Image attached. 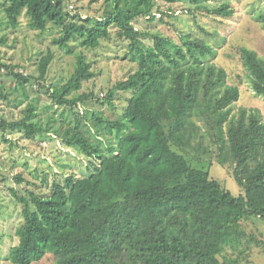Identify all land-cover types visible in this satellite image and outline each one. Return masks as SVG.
Segmentation results:
<instances>
[{
  "label": "trees",
  "instance_id": "1",
  "mask_svg": "<svg viewBox=\"0 0 264 264\" xmlns=\"http://www.w3.org/2000/svg\"><path fill=\"white\" fill-rule=\"evenodd\" d=\"M70 1L0 0V6L13 27L24 12L35 29L43 31L49 22L60 26L54 42L61 46L79 35L83 47L94 49L110 37L115 23L137 67L102 99L113 108L117 92L132 95L117 119L102 111L82 112L79 104L100 100L94 92H80L95 75L84 54H77L67 81L53 86L44 83L52 52L41 57L38 76L0 60V75L14 79L25 97L26 86L37 84L61 108L44 116L30 102L19 120L0 115V129L23 130L32 139L56 135L88 155L91 169L80 178H55L45 194L30 190L25 197L13 189L23 206L22 222L7 260L33 264L51 253L53 264H240L238 257L224 256L228 247H239L247 235L264 243L242 226L251 216L264 220L263 113L241 107L232 114L240 88L213 62L216 50L206 39L192 32H178L176 40L135 30L139 18L164 22L175 15L158 8L156 0L108 1L100 17L87 18L72 14ZM203 1L193 0L216 15L234 12L229 3L209 10ZM240 55L254 92L264 95V59L247 46ZM4 89L0 97L8 99ZM191 153L198 163L200 153H210L231 167L242 192L234 195L210 170L194 166ZM16 180L22 182V175Z\"/></svg>",
  "mask_w": 264,
  "mask_h": 264
},
{
  "label": "rangeland",
  "instance_id": "2",
  "mask_svg": "<svg viewBox=\"0 0 264 264\" xmlns=\"http://www.w3.org/2000/svg\"><path fill=\"white\" fill-rule=\"evenodd\" d=\"M108 1L112 0H71L69 4L74 5L72 14L87 18L100 17ZM156 2L158 8L166 12L172 11L175 15L167 17L164 22L159 19L139 18L134 22L135 30L170 35L176 40L178 32H192L206 39L216 50V55L212 57L213 62L226 69L230 84L240 88V97L232 105V114H237L241 107H256L264 116V95L254 92L240 55V48L247 46L256 50L264 59V0L203 1L209 10L229 3L234 9L231 16H220L199 9L193 0ZM119 30L115 23L112 24L110 37L103 38L100 46L94 49L83 47L79 35L61 46L54 42L61 34L60 26L49 22L45 30L35 29L30 26V17L24 12L20 17V24L13 27L4 8L0 6V60L19 65L18 70L38 76L41 57L52 52L54 57L44 83L53 86L60 81H67L75 70L77 54H84L95 75L83 82L80 92H94L100 100L94 98L88 104L81 103L79 109L82 112L87 109L102 111L111 119H117L124 112L132 92H117L113 108L104 103L102 98L114 83L126 79L137 67L128 40L117 35ZM149 40L147 39L148 42ZM0 87L5 88L4 93L9 95L8 99L0 97V115L8 122L22 118L23 110L30 102L37 103L44 116L47 112L61 109L37 84L26 86L28 97L24 96V88L19 87L11 77L0 75ZM21 98L25 100L23 103H19ZM46 108L49 110L46 111ZM204 132L203 129L201 133ZM204 144H210L207 138ZM190 157L194 160V166L210 170L212 176L220 180L223 187L234 195L242 192L232 174V168L219 164L215 156L211 158L210 153H200L199 157L203 160L201 163L197 162L198 159L193 153ZM68 174H75L77 178L90 175L88 155L78 148L65 146L56 135H37L32 139L26 137L23 130L0 129V264H12L7 260V255L10 248L18 243L16 231L22 222L23 206L14 196L13 189L25 197H29L30 190L45 194L55 178L63 180ZM17 175H22V182L16 180ZM45 176L47 180L44 179ZM242 226L249 234L257 236V240L264 239L263 219L251 216L243 220ZM253 240L247 235L239 247H228L224 256L238 257L240 264H264V243ZM248 246L250 250L240 254ZM54 261L55 256L49 253L33 264H53Z\"/></svg>",
  "mask_w": 264,
  "mask_h": 264
},
{
  "label": "built area",
  "instance_id": "3",
  "mask_svg": "<svg viewBox=\"0 0 264 264\" xmlns=\"http://www.w3.org/2000/svg\"><path fill=\"white\" fill-rule=\"evenodd\" d=\"M69 7H70L71 10L74 9V5H72V4H70ZM101 95H103V94H101Z\"/></svg>",
  "mask_w": 264,
  "mask_h": 264
}]
</instances>
